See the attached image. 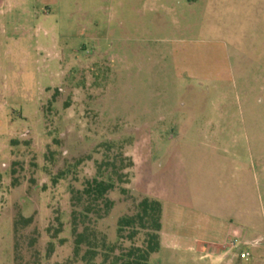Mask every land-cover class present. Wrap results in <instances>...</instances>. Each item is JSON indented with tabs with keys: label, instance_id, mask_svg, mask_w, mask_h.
<instances>
[{
	"label": "rangeland",
	"instance_id": "1",
	"mask_svg": "<svg viewBox=\"0 0 264 264\" xmlns=\"http://www.w3.org/2000/svg\"><path fill=\"white\" fill-rule=\"evenodd\" d=\"M67 8L44 27L0 16V264H85L72 196L99 174L115 180L99 253L143 243L118 221L150 196L152 264H264V0ZM235 230L259 244L229 252Z\"/></svg>",
	"mask_w": 264,
	"mask_h": 264
},
{
	"label": "trees",
	"instance_id": "2",
	"mask_svg": "<svg viewBox=\"0 0 264 264\" xmlns=\"http://www.w3.org/2000/svg\"><path fill=\"white\" fill-rule=\"evenodd\" d=\"M130 165H133L131 160L126 167ZM118 176L123 175L118 173ZM114 188L113 174L107 178L99 174L87 179L82 189L73 190L71 225L72 232L76 236L74 260H81L85 264H152L151 255L161 250L163 203L161 200L150 196H145L138 202L136 213L125 215L118 221L119 238L124 237L123 234L127 230H129L130 238L133 239L141 231H144L145 237L141 245L135 242L126 248L121 246V250L117 251L116 243L110 245L108 250H104L102 253H99L96 247L92 245L98 235L95 227L97 219L103 217L102 212H108L114 204V201L108 196ZM102 204L105 206L104 208H101ZM92 212H95V218L91 217ZM20 220H23L24 224L31 222L30 217L23 216ZM50 244L52 245L53 242ZM84 246H87V249L82 253ZM99 254L102 255L100 262L96 261ZM66 264L70 263L67 262Z\"/></svg>",
	"mask_w": 264,
	"mask_h": 264
},
{
	"label": "crops",
	"instance_id": "3",
	"mask_svg": "<svg viewBox=\"0 0 264 264\" xmlns=\"http://www.w3.org/2000/svg\"><path fill=\"white\" fill-rule=\"evenodd\" d=\"M68 1L69 0H0V16L12 13L23 14L30 12L36 15L39 27H44L46 24L51 23L58 25L59 17L57 11H66V9H68Z\"/></svg>",
	"mask_w": 264,
	"mask_h": 264
},
{
	"label": "built area",
	"instance_id": "4",
	"mask_svg": "<svg viewBox=\"0 0 264 264\" xmlns=\"http://www.w3.org/2000/svg\"><path fill=\"white\" fill-rule=\"evenodd\" d=\"M228 251H238L242 249L243 247H249V246H256L259 244V239H249L245 236H243L238 230H235L234 232L230 233L228 237ZM245 255L248 257L250 255V252L247 250L245 252Z\"/></svg>",
	"mask_w": 264,
	"mask_h": 264
}]
</instances>
